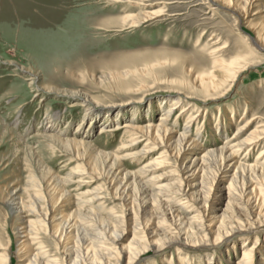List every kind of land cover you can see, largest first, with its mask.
I'll return each mask as SVG.
<instances>
[{
	"label": "rangeland",
	"instance_id": "374dc122",
	"mask_svg": "<svg viewBox=\"0 0 264 264\" xmlns=\"http://www.w3.org/2000/svg\"><path fill=\"white\" fill-rule=\"evenodd\" d=\"M258 2L264 6V0L255 3ZM138 10L159 15L137 27L130 26L129 20L123 17ZM251 10V14L257 12L256 6ZM260 14L250 17L254 29L261 24ZM235 24L231 13L208 0H0V243L9 244V264H27L28 261L25 256L20 260L16 257L14 228L17 221L8 214L9 208L3 203L7 192L23 182L31 169L38 174L49 171V176L54 174L64 182L76 164H83L81 157L75 156L74 148L42 135L53 133L49 125L80 135L82 128L87 132L86 124L76 129L85 117L86 108L97 113L109 107H126L129 102L143 104L153 101L164 90L175 88L191 93L182 84L189 77L183 68L187 65L191 69L190 77L208 70L209 49L200 47L204 43L226 60L247 54L249 47L242 41L246 33ZM242 28L248 34L252 33V28L245 25ZM250 57L255 61L254 65L238 75L226 94L207 105L209 118L205 119L208 126L204 131H197L201 119L191 125V137L202 147L216 141V133L209 125L220 123L221 130L230 137L253 113L264 117V52L256 50ZM139 87L141 89L137 90ZM182 100L186 101L185 98ZM170 104H166L167 107ZM223 105L233 108L232 121L240 120L238 123L229 127L228 119L225 120L227 113L220 111L218 115L217 108ZM192 114L190 111L187 116ZM115 119L113 117L110 125L115 124ZM140 122L147 120L144 118ZM185 122L186 118H179L177 128ZM100 126L101 122L94 124L87 138L99 150H115L123 135L108 131L105 126L100 129ZM18 135H21L19 143L14 141ZM25 144L30 150L15 151ZM263 145H257L249 158H254ZM159 152L123 162L127 169H135L152 161ZM243 155L242 152L240 156ZM171 169L168 165L156 167L144 179L166 172L160 183H173L175 177L171 174L177 172L170 173ZM90 172L85 171L65 183L71 194L69 207L72 209L78 199L81 200L76 193L90 190L102 193V199L94 201L93 206L99 203L105 211H120L119 200L113 198L114 190L109 181L104 182L98 171L93 175ZM78 177L84 180L81 186H76ZM52 186H48L50 192L55 188ZM84 196L89 197V194ZM181 199L187 201L184 196H178L172 203L174 208L181 205ZM224 203L223 198L220 205ZM92 228L87 227V232L93 233ZM126 228L128 233L125 231L124 238L118 241V248L132 236L131 227ZM138 232L135 235L140 236ZM248 235L252 240L263 242L264 226ZM36 237L34 242L41 241L50 256L62 258L50 235L40 232ZM236 237L226 241H236ZM105 243L107 247H116L109 241ZM212 251L218 252L219 248L173 243L161 249H148L133 264H167L171 255L174 260H187L189 264H206V254ZM240 251L241 247H235L224 260L229 258L232 264L240 257ZM221 264L225 262L221 260Z\"/></svg>",
	"mask_w": 264,
	"mask_h": 264
},
{
	"label": "bare ground",
	"instance_id": "6f19581e",
	"mask_svg": "<svg viewBox=\"0 0 264 264\" xmlns=\"http://www.w3.org/2000/svg\"><path fill=\"white\" fill-rule=\"evenodd\" d=\"M208 2L232 14L241 31L246 33L242 41L249 47L247 54L226 60L204 43L200 47L209 49L208 70L190 77L191 69L183 66L189 77L182 84L191 93L175 88L164 90L159 97L143 104L129 102L126 107H109L97 113L86 108L85 117L76 129L86 124L87 132L82 128L80 135L49 125L53 133L42 135L74 148L75 156L81 157L83 164H76L66 182L54 174L49 176V171L38 174L31 169L23 182L7 192L3 203L9 208L8 214L17 221L14 243L19 260L25 256L27 264H133L148 249L184 242L219 248V253L206 254V264H221V260L231 264L229 258H224L235 247H241L240 257L232 264H264V241L259 243L248 235L264 226V145L254 158L248 156L257 145L264 143V117L253 113L230 137L221 130L220 123L209 125L216 133V141H211L208 146L202 147L191 137V125H196L198 119L202 123L197 131L203 132L208 126L205 119L209 115L206 110L209 102L226 94L238 75L254 65L250 56L255 55L256 50L264 52V15H261L264 6L255 3L256 0ZM138 4L142 5L141 2ZM254 6L257 12L251 14ZM258 13H261L258 18L262 21L254 29L250 17ZM158 15L157 12L138 10L122 17L129 20L130 26L137 27ZM243 25L252 28V33L244 31ZM168 103L171 104L167 107ZM217 109L219 116L221 112L227 113L225 120L228 119L229 127L240 121H232L231 106H218ZM244 110L249 111L247 107ZM190 111L193 114L187 116ZM113 117L115 124L110 125ZM182 117L186 118L185 125L177 128L176 121ZM144 118L147 122H140ZM98 122H101L100 129L105 126L108 131L123 135L115 150H99L87 138L89 130ZM20 138L18 135L14 141L19 143ZM25 145L23 148L18 146L15 151L30 150ZM157 150H160L158 156L135 169H127L123 162L140 160ZM242 152L244 155L240 156ZM162 165L172 167L170 173L177 172L171 174L175 177L173 183H160L166 172L144 179L151 170ZM89 170L92 173L98 171L104 182L109 181L114 190L113 198L119 200L120 211H105L99 203L93 206L94 201L102 199V193L90 190L76 193L81 200L78 199L72 209L69 207L71 194L65 183ZM83 182L82 177H78L76 186ZM49 185L55 187L52 186L51 192ZM178 196H184L188 203L181 199V205L174 208L172 203ZM223 198L225 203L221 206ZM87 227H93V233L87 232ZM126 227H131L132 236L118 248L117 243L124 238ZM138 231L140 236L135 235ZM40 232L52 237L62 254L61 259L50 256L41 241L34 242ZM234 235L236 241H226ZM105 241L116 247H107ZM9 255V244L0 243V264H9ZM168 258L167 264H175V261L176 264H189L187 260H174L172 255Z\"/></svg>",
	"mask_w": 264,
	"mask_h": 264
}]
</instances>
